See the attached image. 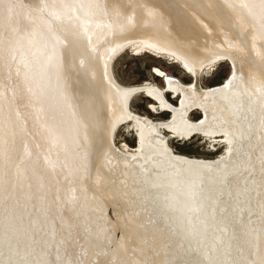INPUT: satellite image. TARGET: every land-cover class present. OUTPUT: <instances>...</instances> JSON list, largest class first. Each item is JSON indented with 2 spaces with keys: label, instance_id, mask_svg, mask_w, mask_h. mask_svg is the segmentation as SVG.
I'll return each instance as SVG.
<instances>
[{
  "label": "bare ground",
  "instance_id": "obj_1",
  "mask_svg": "<svg viewBox=\"0 0 264 264\" xmlns=\"http://www.w3.org/2000/svg\"><path fill=\"white\" fill-rule=\"evenodd\" d=\"M41 2L42 8H54L57 17L52 22L43 16L37 23L35 34L41 45L31 48L34 56L41 54L42 59L38 67L29 66L32 79L38 77L41 89L36 102L41 110L27 122L33 131L27 138L29 151L38 146L37 156L32 154L36 159L30 162L39 171L48 167L47 177L57 166L72 164L71 172L67 175L64 169L67 176L56 182L58 188L65 183L70 188L79 184L75 190L81 191L93 209L106 204L98 196L102 191L111 194H106L107 201L119 198L115 210H128L129 224L140 214L141 223L148 227L141 231L146 237L160 238L167 233L170 239L183 241L186 249L183 251L181 244L177 260L180 255L185 259L188 244L192 249L196 245V249L186 257L187 264H264V249H257L255 254L252 245L256 233L253 226L261 221L242 230L243 222L248 224V207L254 202L243 206L238 201L264 196V0ZM125 49L148 51L177 62L191 74L193 82L185 84L155 68L165 80L163 86L151 82L123 85L115 76L113 63ZM7 50L11 52L10 47ZM224 60L232 70L224 83L211 87L198 83L203 73ZM8 66L7 62L0 63V79L12 67ZM167 91L178 97L176 104L167 97ZM51 93L59 99L54 105L61 109L58 115L51 112V101L46 105V96ZM139 93L153 100V110L168 111L170 117L157 121L133 110L131 100ZM195 110L201 113L197 120L191 118ZM37 120L47 125L36 130L38 134L34 129ZM55 120L59 125L52 126ZM123 123L135 132L136 146L116 144L115 132ZM194 134L202 135L214 148L224 143L225 152L212 159L189 157L177 153L168 141L169 136L186 139ZM43 149L49 154L45 156ZM63 151L68 155H62ZM41 155L43 162L37 161ZM46 171H40L43 179ZM258 179L263 183L256 184ZM225 182H230L229 188ZM46 186H50L48 180ZM219 191L228 198L225 202L221 199L223 205L221 200L214 205ZM140 235L129 233L128 237L138 243ZM95 242L94 251H98L101 239ZM209 246L214 255L207 260L203 250ZM128 248L115 240L108 256L97 260L95 253L82 260L96 259L105 264L107 257L119 260Z\"/></svg>",
  "mask_w": 264,
  "mask_h": 264
},
{
  "label": "rangeland",
  "instance_id": "obj_2",
  "mask_svg": "<svg viewBox=\"0 0 264 264\" xmlns=\"http://www.w3.org/2000/svg\"><path fill=\"white\" fill-rule=\"evenodd\" d=\"M2 1L3 0H0V3L5 8L3 6L1 7L0 4V30L2 28L0 33L4 31V35L2 33L0 34V61L7 62V66L9 65L8 68L10 66L12 67L7 70V74L5 71L6 76L3 75L4 77L2 76L0 79V264H93L94 260L96 263V261L99 260L98 258L109 255V249L113 246L115 240L119 242L120 247L124 248L128 246L129 248L125 250V255L120 257L119 260H117L118 258L111 259L107 257L105 264H187L185 261L186 257L190 256L189 254L192 255V252H194L193 249H196V245H193L194 248L192 249V247L187 244V248L189 247L188 250H186L187 254H185V252L183 253L186 255L185 259L180 255L181 258L179 257L177 260V252L179 249L182 250L184 248L183 251L186 249V245L183 244V241L180 239L172 240L167 233L160 238L146 237V233L143 234L141 231L143 229L147 230L148 227L145 228L146 224L144 222L141 223L143 217L140 214L133 216L135 218L133 221L134 223L129 224L126 222V216L129 214V211L115 210L119 198H112V200L110 199L107 201V195L111 194L102 191L98 196L101 200L105 201L106 204L93 209L90 207V201L82 196L81 191L75 190L80 186L79 184L70 188L68 187L69 185L65 183L62 187H59L60 189L62 188L61 192L59 194L56 193L57 190L60 191L56 182L67 176L69 171L71 172L72 164H67L65 162V166L63 165L64 167H62V165H59L61 168L57 166L55 170L53 169L54 171L52 170V176L50 177H47V174L50 173L47 170L48 167L40 168V171L47 170L46 178L43 179L42 172L40 173L36 168L37 165L30 162L32 160L35 161L36 158L34 159L33 155L35 154L37 156L36 149L38 146H34L33 150L29 151L31 148L28 146L29 143L27 138L33 131L31 130V124L29 125L27 122L29 119L31 120L33 118L36 111L39 112V110H41L39 104L36 103L40 99L38 95L41 93V89H39L37 85L39 80L38 77L35 76L36 81L32 79L31 68L29 66H32V68L38 67L42 59V57H39L41 54L35 55L39 61L37 63L34 56L35 51H31V48L33 45L34 48L35 46L41 45V41L36 38L37 35L35 34L37 23L42 21L41 19L43 16L47 20L55 22L57 11L54 10V8H42V5H44L41 4L43 3L41 2L42 0ZM14 5L16 8L14 7L15 10L13 9V12H11V7L13 8ZM18 9H20V11L23 9V12L21 13ZM5 10L7 13H5ZM3 15L9 16V18ZM3 17L6 19V22ZM28 17H31V19ZM32 19L33 22L31 21ZM29 20L32 23H29ZM60 28L62 27L60 26ZM23 30L25 32H23ZM19 36L23 37L20 38ZM3 38H5L4 41ZM6 38L12 40L13 44ZM18 38L19 40L16 41ZM20 39L23 40L20 42L21 46L19 45L20 43H18V41H21ZM16 42L20 48H18ZM7 45L10 47L11 52L7 50ZM22 45L26 46L22 48ZM29 45L30 47H28ZM28 49H30V51ZM54 50H56V48ZM28 52L34 57L32 55L28 56ZM9 56L11 57L8 58ZM2 61L0 63H2ZM224 61L219 62L214 69L202 74L200 83H202L201 85L203 87L222 84L231 75V64L227 60ZM34 62H36L37 65H33ZM53 66L57 69V64ZM155 68L165 70L169 75L176 77L185 84L193 82L191 74L179 63L167 58L165 59V57L156 54L153 55V53L148 51L134 52L133 49H125V51L116 57L113 63V70L116 78L121 84L126 86L145 82L156 83L159 86H163L165 80L162 75L155 72ZM50 80H52V78L48 79V81ZM52 84H54L53 80ZM17 91H19L18 94H15ZM166 94L171 101L173 100V103H177L178 97L174 95L173 92L167 91ZM46 99V105L48 104V106H50V101L52 102L50 106L51 112L58 115L60 113L59 111H61L58 106L55 109V100L58 99V96L55 97V95L51 93L49 96H46ZM152 102L153 100L150 97L143 93H139L132 98L131 107L136 112L150 116L157 121L166 120L170 117V112L168 111L156 112L153 110L151 108ZM32 107H34L33 110ZM31 112L32 115L30 114ZM44 116L49 117V114L45 113ZM200 117L201 113L199 111L195 110L191 112L192 119L197 120ZM38 121L39 120H37L34 125L35 131L46 128V124L42 125L41 123L40 125ZM125 124L126 123H123L117 128L115 132V142L118 146L123 145V142H127L131 147H134L137 144L136 134L133 130L128 129V125ZM56 125H59V123H56L55 120L52 126ZM38 126L40 127L38 128ZM39 131H36L37 134ZM30 132L31 134H29ZM165 133L169 135V131H165ZM168 141L177 153L195 158H216L225 152L226 149V145H223L224 143H221V145L218 144L215 146V149L212 143L199 134H194L186 139H178L177 137L169 136ZM44 151H47L44 154L45 156L49 154L48 149ZM67 152L68 151H63L62 155H68ZM42 156L43 155L39 158L37 157V161L40 159L41 162H43L42 158H44V156ZM62 174L63 176H61ZM50 179L53 181L52 185L50 184ZM259 179L255 181L256 184L263 183L264 177L261 178L263 181ZM47 180L50 186H46ZM225 186L229 188L230 182H225ZM223 195L222 191L217 192L214 205H218L217 203L220 202L221 199L224 202L227 200L228 197ZM63 199H67V201L64 202ZM222 200L221 205H223ZM238 201L243 206L246 203L251 204L252 201L254 202L252 203L253 207H248L250 211L246 213L248 219L245 221L248 224H244L243 222L244 226L242 225V230H246L248 226L254 225V222L261 221L253 226L255 227L254 230L256 233L254 235L255 241L252 245L254 247L253 252L256 254L257 249H264V196L261 197V199H259V197H254L251 201L245 200V198ZM241 217L243 216H240V219ZM122 228H124L126 232H123ZM151 228L150 226L149 230H151ZM217 228L218 227H216L215 230ZM129 233L141 234L138 243L132 240L135 242L133 244L131 238L128 237ZM97 239H101V247H97L98 251H94V247L96 246L95 243H98L95 242ZM111 240L114 241L111 243ZM130 242L131 244H129ZM181 244L184 245L183 248ZM94 254L97 260L93 259L91 262L88 261V258L86 261L82 260L83 257H92ZM203 254L208 260V258L210 259L212 255H214L213 249L209 246L206 250H203ZM162 256H165L164 260ZM261 257L264 259L263 253ZM183 261H185V263ZM99 263L100 262L97 261L96 264ZM188 264H194V262L191 261Z\"/></svg>",
  "mask_w": 264,
  "mask_h": 264
},
{
  "label": "water",
  "instance_id": "obj_3",
  "mask_svg": "<svg viewBox=\"0 0 264 264\" xmlns=\"http://www.w3.org/2000/svg\"><path fill=\"white\" fill-rule=\"evenodd\" d=\"M195 81H196V77H195ZM198 83H200V78H198Z\"/></svg>",
  "mask_w": 264,
  "mask_h": 264
}]
</instances>
